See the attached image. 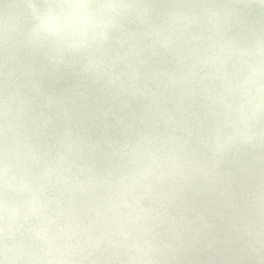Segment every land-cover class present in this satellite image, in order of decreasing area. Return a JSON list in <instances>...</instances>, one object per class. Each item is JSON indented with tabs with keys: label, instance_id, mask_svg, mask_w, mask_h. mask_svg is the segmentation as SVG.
<instances>
[{
	"label": "clouds",
	"instance_id": "1",
	"mask_svg": "<svg viewBox=\"0 0 264 264\" xmlns=\"http://www.w3.org/2000/svg\"><path fill=\"white\" fill-rule=\"evenodd\" d=\"M0 264H264V0H0Z\"/></svg>",
	"mask_w": 264,
	"mask_h": 264
}]
</instances>
